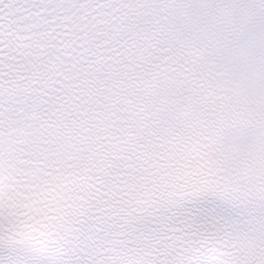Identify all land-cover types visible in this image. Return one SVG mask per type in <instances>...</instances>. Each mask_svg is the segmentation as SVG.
Returning <instances> with one entry per match:
<instances>
[{
	"label": "snow or ice",
	"instance_id": "6c2138e0",
	"mask_svg": "<svg viewBox=\"0 0 264 264\" xmlns=\"http://www.w3.org/2000/svg\"><path fill=\"white\" fill-rule=\"evenodd\" d=\"M0 264H264V0H0Z\"/></svg>",
	"mask_w": 264,
	"mask_h": 264
}]
</instances>
